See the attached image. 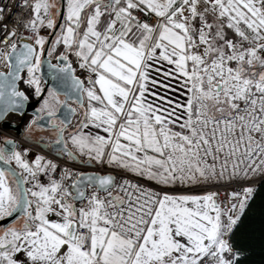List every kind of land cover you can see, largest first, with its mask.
I'll return each mask as SVG.
<instances>
[{
	"label": "snow or ice",
	"instance_id": "snow-or-ice-1",
	"mask_svg": "<svg viewBox=\"0 0 264 264\" xmlns=\"http://www.w3.org/2000/svg\"><path fill=\"white\" fill-rule=\"evenodd\" d=\"M23 3L31 11L23 26L32 35L21 38L34 44H18L15 29L0 40V59L10 69L0 73V119L28 99L16 83L25 68L26 82L41 93L36 74L47 37L40 28H58L46 60L54 104L45 99L41 111L50 120L54 105L75 113L69 100L84 109L81 128L104 133L69 137L87 163L175 185L223 176L231 162L233 176L242 172L254 182L233 192L236 202L227 208L215 193L161 196L127 179L119 185L124 196H113L111 174L64 169L59 180L41 183L38 175L56 164L39 155L30 163L27 150L5 140L11 148L0 147V264H241L232 235L256 185L264 184V0H64L59 25L55 3ZM70 55L88 73L87 85ZM156 64L171 66L163 69L165 78L183 81V103L150 92L158 83L150 76ZM67 123L65 117L54 124L56 143L75 159L60 126Z\"/></svg>",
	"mask_w": 264,
	"mask_h": 264
},
{
	"label": "built area",
	"instance_id": "built-area-1",
	"mask_svg": "<svg viewBox=\"0 0 264 264\" xmlns=\"http://www.w3.org/2000/svg\"><path fill=\"white\" fill-rule=\"evenodd\" d=\"M32 3V0H29V4ZM0 8L3 9L0 12V40H4L6 36V32L11 31L13 29L16 30L17 36L16 40L18 44L20 42H27L34 44V40H25L21 38V34L25 36L32 35L27 29L24 28L23 24L31 18V11L29 8L24 6L23 0H0ZM135 14V13H134ZM145 14H141L143 18ZM150 19V17H149ZM6 43H11V40L6 41ZM0 48H4V44H0ZM9 71V67L0 59V73H7ZM40 78V87L43 88L45 83L41 77L40 72L36 74ZM29 79L27 71L23 75V80L21 82V87L26 80ZM30 86V85H29ZM32 86V85H31ZM30 86V87H31ZM34 88L31 89V93L29 94L31 99L34 98L35 85ZM27 93V92H26ZM6 121L19 125L22 121V116L17 114H11L7 117ZM35 121V118L32 116H28L24 123L22 124V134L18 135L15 131L5 130L2 128L0 124V135L2 144L5 143V140H11L15 142V150L23 152L27 150L25 158L29 160V162H33L36 156H43L45 161L51 160L54 164H56V170L54 172H49L48 174H39L37 179L41 183H47L49 180V176L53 179L59 180L61 178V174L64 169H68L72 173H90V174H98V175H108L111 174L115 176L117 187L112 189L113 196H124V193L120 191L119 185L123 183V180L127 179L131 181L133 184L140 183L142 187L151 189L154 192L159 193L163 196L164 193L169 195H205L207 193H215V200L221 206V208H227L231 203L236 202L232 200L233 192H240L244 187L251 186L254 182L253 180H249L245 178L241 173L237 175H232L231 170V162L229 163L228 171L224 173L223 176H217L216 178L209 179L207 181H203V183L198 185H193L190 187H179V188H170L158 185L151 181L145 180L141 177H138L134 174H131L127 171H123L117 169L115 167H110L107 163H98L92 162L88 165L86 162H79L73 159L72 156H69L67 153H62V155L56 156L49 151L44 150L38 144H36L33 140L29 139V132L32 127V122ZM0 147H3L1 145ZM209 163H212L211 158L208 159ZM222 162L221 160L216 161L217 164V172L219 173V165ZM13 166L15 164L13 162ZM243 165H241V169H243ZM19 171V169H17ZM75 175L70 179H76ZM70 179H66L65 184L70 183ZM34 181H30L27 185L31 187ZM260 184L256 185L258 188ZM93 189L88 187L86 189L87 193H91ZM102 196H106V193H101ZM77 206L79 207V202H77Z\"/></svg>",
	"mask_w": 264,
	"mask_h": 264
},
{
	"label": "water",
	"instance_id": "water-1",
	"mask_svg": "<svg viewBox=\"0 0 264 264\" xmlns=\"http://www.w3.org/2000/svg\"><path fill=\"white\" fill-rule=\"evenodd\" d=\"M63 2H64V0H62L61 4ZM60 23H63V9L60 10V16H59L57 25H59ZM56 32H58V28L56 30H53L52 34L49 36L47 44H46V48H45V55H44V57H42V61L43 62L41 64L40 74H41V77H42V79H43V81L45 83V88L43 90L42 95L40 96V98L37 101H33L22 90L21 82L23 80L24 73L27 71V69L25 68L20 73V79L17 80L16 83H17L18 90L24 92L25 95L28 97V99L23 102V107L22 108H19L16 111H9L5 116H3L2 119H0V124L2 125L3 129L15 131L18 135H21L22 134V124L24 123V121L26 120V118L28 116H32L35 119H37L38 121L36 123V126L42 128V129H45V130H58L56 127H54V125L51 124V122L53 120H58L60 122L61 120H64L65 117H67V120H68L67 125H62L63 127H66L65 133L68 132L72 128L73 121H74L75 117L78 115V111H76L75 113H69L68 108L65 107L63 104H61L59 109H58V112L56 113V117L53 120H50L47 114L46 115H41V112L38 110L39 104L42 102V100L44 99V97L47 94V92L49 91V89L53 87V81H52V79L50 77L49 68H48V64H47L46 60H47V50H48L52 40L54 39V36H55ZM23 43H27V42H20L19 44H23ZM51 62L53 64L58 63V61L56 59H54L53 57L51 58ZM9 71H10V69H9ZM60 97L63 98V101L66 99L63 94H61ZM72 103H75V101L74 100H69L68 101V104L72 108H75L74 106L71 105ZM3 106L4 105L2 103H0V107H3ZM76 106L79 107L77 104H76ZM11 114H17V115L22 116L21 124L16 125V124H13V123H10V122L6 121L7 117L9 115H11ZM65 133H64V137H65ZM58 137H59V132L57 134L56 140L53 141L51 144H46V143H43V142H40V141H36L35 143L38 144L44 150L49 151L52 154L60 157L62 155V153H67V152L63 151V147H64L63 145H60V144L56 143ZM64 140H65V138H64ZM1 145H3V148H6V149L11 148V145H7L5 143L2 144L1 135H0V146ZM67 150L71 152V150L68 147H67ZM75 160L79 161L76 156H75ZM87 164L90 165L89 163H87ZM0 166H3L2 162H0ZM12 167H14V166L12 165ZM87 174H90V173H87ZM2 223L3 222L0 221V224H2Z\"/></svg>",
	"mask_w": 264,
	"mask_h": 264
},
{
	"label": "trees",
	"instance_id": "trees-1",
	"mask_svg": "<svg viewBox=\"0 0 264 264\" xmlns=\"http://www.w3.org/2000/svg\"><path fill=\"white\" fill-rule=\"evenodd\" d=\"M232 240L243 251L241 264H264V184L256 188Z\"/></svg>",
	"mask_w": 264,
	"mask_h": 264
},
{
	"label": "crops",
	"instance_id": "crops-1",
	"mask_svg": "<svg viewBox=\"0 0 264 264\" xmlns=\"http://www.w3.org/2000/svg\"><path fill=\"white\" fill-rule=\"evenodd\" d=\"M210 18V16H209ZM71 60H73V67L77 69V75L80 76L81 79L85 80V84L87 85V72H85L84 70L79 68V65L75 62L76 58L74 56H70L69 57ZM171 66L167 65V64H156L153 66V68L150 70V76L152 78H154L156 81H158L157 84L152 85L150 84V92H155L158 93L159 95L171 98L174 102H179V103H183L186 99H187V95H186V90L184 88L181 87L183 81H177L171 78H165L164 74H163V69L166 68H170ZM161 69V71L157 72L156 69ZM170 84L171 87H164V85H168ZM173 89H175V91H173ZM148 96V99L150 101L152 100H156V97H153L150 93L146 94ZM86 99V97H85ZM157 103H159V101L157 100ZM87 107V99H86V106ZM84 111V110H83ZM179 114V111H178ZM84 120V116L81 117V121L80 124L76 125V127L72 130H70L66 135H65V141L67 142V147L71 150V152L78 158V160L80 162H86L87 163V157L86 156H82L79 151L72 145L71 140L69 139V137L72 134H75L76 132L79 131H83L85 133H89L91 132L92 134H95L97 132H99L101 135H104L103 131L101 129H96L94 127H92L91 125L89 126V128H81V122ZM83 157V158H81ZM92 162H96V161H92ZM91 162V163H92ZM119 169V168H118ZM120 170H124V169H120ZM127 171V170H124ZM131 174H134L130 171H127ZM136 175V174H134ZM137 176V175H136ZM164 187H166L165 185H162Z\"/></svg>",
	"mask_w": 264,
	"mask_h": 264
},
{
	"label": "rangeland",
	"instance_id": "rangeland-1",
	"mask_svg": "<svg viewBox=\"0 0 264 264\" xmlns=\"http://www.w3.org/2000/svg\"><path fill=\"white\" fill-rule=\"evenodd\" d=\"M50 2L51 3H55L56 5H57V8L56 9H53V12H59L60 13V10H61V8H60V5H61V2H62V0H50ZM59 16L60 15H58L57 16V22H58V19H59ZM212 21V17L210 16V18H209V22H211ZM225 31L226 32H228L229 34H231V30H229V29H227V28H225ZM52 32H53V29H48V28H46V27H41L40 28V35H43V36H46L47 37V41H48V38H49V36L52 34ZM46 44H47V42H46ZM46 44H45V48H46ZM63 50V46L61 45V46H58L57 47V50H56V52L53 54V58L54 59H56V56L61 52ZM71 56V55H70ZM88 74V73H87ZM28 80V79H27ZM26 80V81H27ZM31 86V85H30ZM29 86V84L27 83V82H24L23 84H22V89H23V91L30 97V93H31V87L32 88H34L33 87V85L30 87ZM42 90L44 89V88H41ZM37 94H36V91L34 92V96H36ZM48 98H49V100L51 99L49 96H47ZM31 98V97H30ZM85 106H86V99H85ZM83 112V110H81V109H79V113H78V115L75 117V119H74V121H73V126H72V128L70 129V130H72V129H74L75 127H76V125H78V124H80V121H81V117H82V115L81 114H83L82 113ZM182 122V121H181ZM177 130H179L178 128H177ZM69 132V131H68ZM67 132V133H68ZM29 137L31 138V140H33L34 142L35 141H37V140H39L40 138L42 139V138H44V139H47V138H55V133H54V131L53 130H45V129H42V128H40V127H38V126H36L34 123L32 124V127H31V129H30V132H29ZM65 138V137H64ZM81 158H83V157H81ZM118 169V168H117ZM124 171V170H123ZM142 178V177H141ZM10 179H11V177H10ZM143 179H145V178H143ZM145 180H147V179H145ZM148 181H151V180H148ZM151 182H153V183H156L155 181H151ZM201 183H203V181H201V182H199V183H184V184H180L179 182H177L175 185H165L166 187H170V188H179V187H190V186H193V185H198V184H201ZM157 184V183H156ZM159 185V184H158ZM162 186V185H161Z\"/></svg>",
	"mask_w": 264,
	"mask_h": 264
},
{
	"label": "flooded vegetation",
	"instance_id": "flooded-vegetation-1",
	"mask_svg": "<svg viewBox=\"0 0 264 264\" xmlns=\"http://www.w3.org/2000/svg\"><path fill=\"white\" fill-rule=\"evenodd\" d=\"M44 90V89H43ZM43 90L41 91V93L39 94V95H36V96H34V98L32 99L33 101H37L39 98H40V96L42 95V93H43ZM48 92H47V94L45 95V97H44V99L42 100V102L39 104V106H38V110L41 112V115H46L47 114V111H41V109H42V107H43V102H44V100L45 99H49L48 97ZM59 99L61 100V101H63V98L62 97H59ZM50 103H53L54 104V102H52L51 101V99H50ZM61 105V104H60ZM60 105H54L55 106V108H56V113L58 112V109H59V107H60ZM72 106H74L76 109H77V111H78V113H79V109H81V110H84L83 108H79V107H77L76 106V104L75 103H72L71 104ZM84 112V111H83ZM82 112V113H83ZM82 115V117H83V114H81ZM37 119H35V125H36V123H37ZM51 124L52 125H54V124H60V122L58 121V120H53L52 122H51ZM61 127H63L62 125H60ZM49 131V130H48ZM54 131V133H55V138H47V139H44V138H40L39 140H37V141H40V142H43V143H46V144H51L53 141H55L56 140V137H57V134H58V130H53ZM67 133V132H66ZM65 133V134H66Z\"/></svg>",
	"mask_w": 264,
	"mask_h": 264
},
{
	"label": "bare ground",
	"instance_id": "bare-ground-1",
	"mask_svg": "<svg viewBox=\"0 0 264 264\" xmlns=\"http://www.w3.org/2000/svg\"><path fill=\"white\" fill-rule=\"evenodd\" d=\"M43 88H45V86H44ZM258 187H259V186H258Z\"/></svg>",
	"mask_w": 264,
	"mask_h": 264
}]
</instances>
